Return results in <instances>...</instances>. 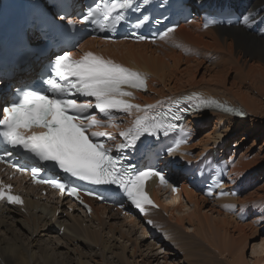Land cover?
Wrapping results in <instances>:
<instances>
[{
    "label": "bare ground",
    "instance_id": "6f19581e",
    "mask_svg": "<svg viewBox=\"0 0 264 264\" xmlns=\"http://www.w3.org/2000/svg\"><path fill=\"white\" fill-rule=\"evenodd\" d=\"M212 1L199 0L198 3L195 2L194 4L201 8ZM231 1L238 6L244 16L253 17L252 21L246 23L243 16L239 26L203 29L201 19L196 17L191 23L180 25L156 43L112 42L100 38H86L73 53L80 57L90 51L146 74L149 89L147 92L135 91L134 98L139 102L148 104L157 102L160 105L168 99L172 100L187 91H198L205 98L217 97L244 111L245 115L239 116L208 109L193 114L187 119L186 125L193 131L192 138L194 139L196 129L192 124L208 123L207 119L215 117L213 118V128L209 133L203 135L197 141H193L191 145L182 147L176 155V157L183 159L191 154L199 157L204 151L218 144L213 141L214 139L220 138L219 143L222 145V137L225 138L226 134L244 129L245 126H250L260 119V125L264 123V19H261L264 17V0ZM256 20L259 22H255ZM255 26L258 27V33L251 31V28ZM210 51L218 54V56L214 61H211L212 67L205 66V71L209 72V76H206L205 73L207 72H204L198 78L197 72L205 62L203 58H206V54ZM233 70H236L238 75L232 81L229 78L230 72ZM3 84L5 85L4 82ZM140 112L136 109L125 112L124 116L110 121L108 129L118 131L129 126L134 116ZM213 133L214 136H211ZM263 136L261 135V137ZM241 142L242 140L238 141L239 144ZM214 149L219 150L221 153L225 150L223 147L221 149L215 147ZM236 157L234 154L229 155L228 162L231 170L229 171L228 181L230 185L240 182L243 187L245 181L253 177L251 170L264 164V148L257 150L253 155L249 153V148H246L240 158L236 159ZM17 180L22 183L23 178ZM24 185L31 188L26 194L27 213L22 212L19 208L0 206V264H103L102 258L97 260L90 255L80 259V261L74 260L68 254L71 250L70 245L75 243L84 245L87 243L92 244L95 248H101L100 250L103 252L106 250L112 252L114 246L105 244L101 237L103 230L108 225L110 232L113 225H117L121 226V230L123 228L131 234L141 228L142 231L147 230V232L160 230L164 235L166 231L172 229L168 230L169 226L173 229L175 227L177 230L184 225L185 220L192 229L191 232H185L194 238L193 243L196 242L199 245L202 240L207 242L218 251L216 252L219 255H223L227 264H262L264 262V258H261L250 263L242 253L249 236L258 234L255 224L263 220L262 215L259 216L260 218L253 217L250 220L249 217L247 221L241 222L237 215L235 218L230 214L234 210L240 212L248 210L250 216L256 214L257 207L255 206L258 204V200L261 202L264 199V185L245 196L232 197L227 195L220 199L209 200L191 188L186 180L181 182L178 196H172L168 193L170 192L169 189L162 188L155 181H152L149 183V187L157 199L158 208L150 207L149 213L140 218L115 206L94 204L91 216H83H86V218L91 217L86 220L97 223L98 229H82L81 224L85 221V218L78 217L75 212L70 213L67 211L68 207L65 201L56 195H54L56 200L52 199V193H49L52 195L48 194L50 198L45 201L41 198H39L41 200L34 199L30 192L37 188ZM41 188L37 190H41ZM162 194L167 195L162 197ZM207 203H211V206L205 209ZM64 205L67 207L66 209L62 207ZM237 205H240V207H237ZM185 207H188L189 210L192 207V209L189 211L186 208L188 210L186 215H176V210H182ZM58 210H61V213L56 216ZM183 210L185 211V209ZM151 222L152 225L150 226ZM203 222H205V225ZM56 228L57 231L64 229L61 239L66 240L65 245H61L66 248V251L60 255L55 249L56 245L51 247L52 242L50 239L53 238L52 236L37 240L40 231H43V237L50 234V229ZM172 231L176 233L175 229ZM178 232L180 233V230ZM120 235L125 238L124 233ZM128 241L129 239L126 240V242ZM122 254L125 255V253ZM97 255L100 256V254ZM103 257L105 258V256ZM104 260L105 264H118L117 260L115 261L112 258L107 260L105 258ZM119 262L129 264L128 261L124 262L123 259Z\"/></svg>",
    "mask_w": 264,
    "mask_h": 264
},
{
    "label": "snow or ice",
    "instance_id": "6c2138e0",
    "mask_svg": "<svg viewBox=\"0 0 264 264\" xmlns=\"http://www.w3.org/2000/svg\"><path fill=\"white\" fill-rule=\"evenodd\" d=\"M153 2L154 0H106L102 5L97 4L95 8L88 7L82 15L77 14L78 19H73L67 11L72 6V0H56L55 6L60 10L57 15L63 22L57 26L67 34L68 30L74 28L77 23L95 24L97 14L102 12L104 28L112 29L121 22L127 21L129 17L126 13L131 11L139 14L134 25L136 29H139L146 22L151 21V16L145 13V9ZM179 2L180 0H162L159 7H174ZM252 19L253 17L249 15L244 16L246 23ZM52 22L57 23L54 20ZM155 22L160 23L159 20ZM166 34H161V38ZM136 39L145 40L147 37L137 35ZM51 64L48 75L41 80L43 88L13 87L11 90L13 99L0 106V153H2L0 161L11 159L13 155L23 150L25 154H31L26 158L33 161L30 169L33 176L47 167L58 169L70 178L64 180L60 177L37 182L51 183L62 191L68 190L77 199H79V186H74L72 180L96 186L113 185L117 187V190L122 189L131 203L143 212L145 203H151L144 192L145 180L150 176L158 177L161 183L166 184L165 173L154 167L137 171L133 165L125 163L122 158L114 157L112 147H106L105 144L90 138L107 136L114 140L115 137L112 134L90 131V129L109 126L110 110L124 112H130L132 109L139 110L140 105H134L125 99L132 96V92L126 91L125 86L133 89H147L145 76L90 51L79 58L64 51L56 55ZM2 84L3 77H0V85ZM79 97H83V101H80ZM88 98H94V102ZM181 99L188 101L190 106L183 108V114L179 108L172 113L176 121L182 122L184 114L190 115L213 107V103L191 104L196 99L194 95H186ZM181 99H176L177 105L181 104ZM215 107L222 109L226 114L245 115L241 110L231 106L217 103ZM92 109H97L100 114L109 116V121L98 119L97 114L92 113ZM37 128H42L43 131H36ZM175 129L176 125L167 116L137 117L134 129L119 133L123 140L115 144L114 148L120 152L125 150L135 152L139 148L141 138L146 134L156 137L162 131L167 137ZM178 149L177 143L176 147L167 149V154L172 156ZM36 161L41 162L42 166H37ZM18 170L24 171V168L21 167ZM220 176L221 179L214 182L215 186L222 187V172ZM10 189L11 185L0 186V199H6L12 204L23 203L21 197L12 194ZM172 190L175 191L176 188L173 187ZM89 194L99 195L94 189ZM101 198L103 199L102 196Z\"/></svg>",
    "mask_w": 264,
    "mask_h": 264
},
{
    "label": "rangeland",
    "instance_id": "374dc122",
    "mask_svg": "<svg viewBox=\"0 0 264 264\" xmlns=\"http://www.w3.org/2000/svg\"><path fill=\"white\" fill-rule=\"evenodd\" d=\"M251 30H252V28H251ZM255 33H257V32H255ZM216 56H218V54L213 53L211 51L206 54V56H205L206 58H203L205 62L203 64V66L200 67V70H198V72H197L198 78H200L204 72H207V73H205V75L209 76V72L205 71V66L209 65L212 67L213 64L211 61H214L216 59ZM237 75L238 74H236V70L231 71L229 80L233 81L237 77ZM209 117H211V116H209ZM213 118H215V117H211L210 119H207L208 123L201 122L200 124L199 123L192 124V126L196 129V135L194 138L196 141L198 139H200V137H202L203 135H206L207 133H209L211 131V128H213V124H214ZM260 122H261V119L258 120L257 122H255L254 124H251L250 126H245L244 129H239L237 131H234L233 133L226 134L225 138L222 137V139H223L222 145L219 143L220 138L214 139L213 141L215 143H218L217 145L215 144V147H219V149H221V147H223L225 150H224V152H222V154L226 158H229V155L234 154L235 157L237 156L236 159H238L241 157L242 152L246 148H249V153H251V155L255 154L257 152V150L264 148V136L261 137V135H264V131H263L264 123H262V125H260ZM247 133H249L248 136H247ZM211 136H214V133ZM240 140H242L241 144L238 143V141H240ZM255 143H256V145H255ZM251 174L253 177L251 179H247L246 180L247 183L245 181V185L240 188V194H239L240 196L241 195L242 196L248 195L251 192L255 191L257 188H259L261 185H264V164H261V165L257 166L256 168H254L253 170H251ZM167 194H162L163 195L162 197H165ZM258 201L259 202H258L257 206H255V207H257L256 208L257 213L252 214L249 217H250V220H252L253 217L260 218L259 216L262 215L263 220L258 222V224H255L256 225L255 227L257 228L258 234H254V235L249 236V238L246 241V246L243 248V251H242L243 256L248 261H250V263H252L254 260H259L261 258H264V216H263L264 209H262V208H264V199L261 200V202H260V200H258ZM261 205H262V207H261ZM210 206H211V203H207V206L205 207V209H207ZM237 207H240V205H237ZM186 208L189 210L188 207L183 208V209H185V211L183 209L182 210H176V215H178V214L180 216L186 215V212L188 211ZM191 209H192V207L190 208V210ZM234 211H236V210H234ZM234 211L230 212V214L236 218L237 214ZM75 214H78V217H81V218L84 217L82 212H80V213L77 212ZM122 215H124V214H122ZM84 218H85V221L81 224L82 229H88V228L89 229L90 228L91 229H98L99 228L97 223H93V222L91 223V222L86 220V219H89L91 217H88V218L84 217ZM53 221H54V218H53ZM150 224H152V223H150ZM203 224L205 225V222H203ZM107 227L103 230L104 232H102L101 237H102L105 244H111L112 246H114L112 252L110 250H108V251L106 250L103 252L102 250H100L101 248H99V247L95 248L92 246V244L89 245V244L85 243L83 245L81 243H79V244L75 243L76 245L75 244L70 245L71 250L68 252L69 256L73 257V259L76 261H78V260L80 261V259H84L90 255L91 257L93 256V258H96L97 260H100L102 258L101 261H103V264H105V262H104L105 258H106V260L108 258L109 259L112 258L115 261L117 260L116 262L118 264H122L121 262H119V260H121V259H123L124 262L128 261L129 264H165V263L166 264H227L226 261L224 260L223 255H219V253H217L218 251L215 250L212 246H210L207 242H205V241L203 242V240H202L201 244H204V245H201V244L198 245L196 242L193 243L194 238L190 237V235L185 232V231H189V232L192 231L190 224L186 220L184 221V225L182 227H179V229H177L178 231L180 230V233L176 230L175 227H174V229H175L176 233H174V231H172V230H174L173 227L169 226L168 230L170 228H172V229H170L169 231H166L168 233L165 232L164 235H163V233H161L162 231H160V230L156 231V232H152V231L147 232V230L142 231L141 228L137 232H132V234H131L130 232H126L123 228L121 230V226H117V225H113V229L110 232L109 227L108 228ZM119 228H120V230H119ZM50 231L51 232L49 235H45L43 237H42L43 231L42 232L40 231L39 235H37V240L47 239L48 237L52 236L53 238L50 239L52 242L51 247H54L56 245L55 249L57 250L58 254L60 255L61 253L66 251V248H64V246H61L62 244L65 245V243H66L65 239H63V238L61 239V236L63 235L64 229L62 228L61 231H57V228H56V229H50ZM177 232H178V234H177ZM121 233L125 234V238H123L124 236L121 237V235H120ZM126 235H127V237H126ZM166 236L168 239L166 238ZM183 236H184V238H183ZM195 237H197V236H195ZM128 239H129V241L126 242V240H128ZM131 239L133 241L135 239V241L133 242ZM180 239H181V241H180ZM56 242H58V243H56ZM176 242H177V244H176ZM180 243H181V245H180ZM177 245H178V247H177ZM125 249H127L126 252H125ZM199 249H201V250H199ZM200 251H202V252H200ZM121 252L125 253V255L123 256V254ZM97 254H100V256ZM111 254H112V256H111ZM120 255H121V257H120ZM103 256H105V258ZM116 256H117V258H116ZM122 256H123V258H122ZM212 258H214L215 260ZM221 258H223V259H221ZM262 264H264V262Z\"/></svg>",
    "mask_w": 264,
    "mask_h": 264
}]
</instances>
